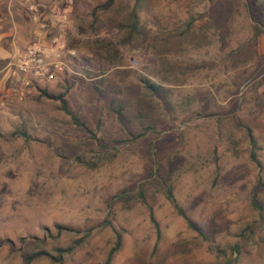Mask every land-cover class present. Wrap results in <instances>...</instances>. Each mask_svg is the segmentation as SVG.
I'll list each match as a JSON object with an SVG mask.
<instances>
[{
	"label": "rangeland",
	"instance_id": "1",
	"mask_svg": "<svg viewBox=\"0 0 264 264\" xmlns=\"http://www.w3.org/2000/svg\"><path fill=\"white\" fill-rule=\"evenodd\" d=\"M105 1L33 0L47 25L68 9L58 25L77 57L62 81L30 93L3 71L12 39L0 40L10 53L0 59V264H105L117 240L110 264H264V0H142L136 47L121 44L113 14L96 19ZM32 19L27 5L0 1V34L35 31ZM97 38L117 44L121 65L88 52ZM96 89L123 106L122 120ZM42 90L64 94L97 139L120 141L116 156L78 164L97 161L98 142ZM153 159L200 234L149 176Z\"/></svg>",
	"mask_w": 264,
	"mask_h": 264
},
{
	"label": "trees",
	"instance_id": "2",
	"mask_svg": "<svg viewBox=\"0 0 264 264\" xmlns=\"http://www.w3.org/2000/svg\"><path fill=\"white\" fill-rule=\"evenodd\" d=\"M141 3L142 0H133L132 4H127L125 7H123V5L118 2V0H106L104 3L96 7L95 12L93 14L95 15L97 20H99L98 12H109L110 14H113V20L116 22V28L119 31V35L121 36V44H129L131 46L136 47L141 44L140 42H143L145 40V34L143 33L142 29L138 27V9ZM257 32V35L262 33L260 29H257ZM84 47L88 50L89 53L102 59L108 65H121L122 58L119 48L117 44L110 39H88ZM100 82L101 81H99L98 83ZM145 87L151 95H157L161 91V87L155 84L145 82ZM96 90L100 93L101 96H103L104 98H108L109 95L103 94L99 89ZM41 95L50 99L58 100L60 103V109L66 115L69 116L72 124L79 128L82 132H84L88 136V138L94 141L96 140L98 142V149L100 150V154L98 156L100 157L96 158L97 161L95 163H88L84 159L77 157L75 161L78 164L95 167L104 163L103 161H109L110 159H113L116 156L115 152H117V148L118 146H120L121 142H111L107 140L97 139V137L95 136L93 131L87 126V124L70 111V109L68 108V104L64 98V94L53 95L48 93L46 90H42ZM108 107L109 110L113 112L119 120H122L125 117L123 106L121 104L116 103V100H114V96L108 98ZM153 152L155 153V151ZM160 171L161 166L156 163L155 159H153L152 166L150 167L149 176L158 181L161 192L165 195L167 200L173 203L177 214L185 219L187 225L190 228L196 230L200 234L199 228L195 226L191 221H189L182 209L174 202L171 178L169 176H166L164 172L162 173ZM139 198L144 201V195L142 190H140ZM252 204L256 210H261V207L256 202V196H253ZM151 220L155 225L158 234L157 238L159 239V231L153 215H151ZM119 246L120 241L117 240L116 246L111 251L109 258L107 259L105 264H110V258L112 254L118 250ZM235 250H238V247H235ZM40 255L41 253H36L29 256L28 258H26L27 263H30L32 260L39 257ZM236 261L237 258L235 257L232 260H227L223 264H236Z\"/></svg>",
	"mask_w": 264,
	"mask_h": 264
},
{
	"label": "built area",
	"instance_id": "3",
	"mask_svg": "<svg viewBox=\"0 0 264 264\" xmlns=\"http://www.w3.org/2000/svg\"><path fill=\"white\" fill-rule=\"evenodd\" d=\"M0 1H18L27 5L33 15V22L37 24L33 39L14 52L3 71H6L21 91L27 93L62 81L70 72L73 59L77 57V51L67 44L62 25H58L66 20L68 9L54 11L50 16V25H47L39 21L38 9L33 0Z\"/></svg>",
	"mask_w": 264,
	"mask_h": 264
},
{
	"label": "crops",
	"instance_id": "4",
	"mask_svg": "<svg viewBox=\"0 0 264 264\" xmlns=\"http://www.w3.org/2000/svg\"><path fill=\"white\" fill-rule=\"evenodd\" d=\"M11 4H8L7 6L9 7ZM31 27H32V24H31ZM29 28L30 31H28V29H20V28H14V32L11 34H0V40L3 39V37L5 35L7 36H11V39H12V43L9 44V47L11 48L10 50V53H11V56L14 54V52L17 50V45H24L26 46L32 39H33V36H34V31H33V27L32 28ZM13 52V53H12ZM5 53L10 54L9 51H5L4 48H2L0 46V59L1 60H4V56H5ZM9 56V55H8Z\"/></svg>",
	"mask_w": 264,
	"mask_h": 264
}]
</instances>
